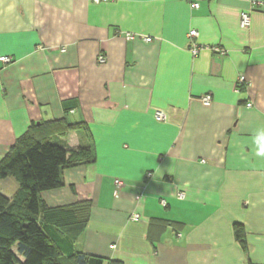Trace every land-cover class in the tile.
Returning a JSON list of instances; mask_svg holds the SVG:
<instances>
[{
	"label": "crops",
	"instance_id": "0c3cea01",
	"mask_svg": "<svg viewBox=\"0 0 264 264\" xmlns=\"http://www.w3.org/2000/svg\"><path fill=\"white\" fill-rule=\"evenodd\" d=\"M256 1L0 0V57L13 58L0 61V160L29 129L95 151L94 162L64 169L63 186L41 194L48 207L79 213L51 229L63 247L104 264H264ZM79 122L85 128H65ZM18 187L0 179L7 197Z\"/></svg>",
	"mask_w": 264,
	"mask_h": 264
},
{
	"label": "trees",
	"instance_id": "16d2710c",
	"mask_svg": "<svg viewBox=\"0 0 264 264\" xmlns=\"http://www.w3.org/2000/svg\"><path fill=\"white\" fill-rule=\"evenodd\" d=\"M65 128L85 127L79 122ZM95 158L90 145L70 149L32 129L15 140L0 160V179L14 177L19 184L12 197L0 191V264H104L103 257L62 246L51 229L77 222L79 213L71 207H48L41 196L63 186L64 169ZM234 229L246 248L244 225L236 223Z\"/></svg>",
	"mask_w": 264,
	"mask_h": 264
},
{
	"label": "built area",
	"instance_id": "2783aa9c",
	"mask_svg": "<svg viewBox=\"0 0 264 264\" xmlns=\"http://www.w3.org/2000/svg\"><path fill=\"white\" fill-rule=\"evenodd\" d=\"M184 1H191L193 6H195V7H199V5H200V0H184ZM254 5H256L257 7L264 10V0L263 1H256V2H254ZM240 24L243 28H248L250 26V24H251V13L249 11L242 12ZM189 34H190V36H197L198 31L196 29H192ZM146 40L150 41V38H146ZM192 45H193L192 50L194 53H197L198 50L201 48L196 43H193ZM212 49H213V51H215L219 54H222V55L226 54V50L221 48L220 46H214ZM98 60L101 63L104 62L105 56L103 54H100L98 56ZM0 61H2L3 63H10L13 61V58L11 56L5 55V56L0 57ZM246 83H247L246 77L244 75H241L238 78L237 87L240 89ZM201 100L205 105H210L212 103L213 98H212V95L210 93H207L201 97ZM248 105L250 106V105H252V103H248ZM156 118L158 120H164L166 118V115L163 111L157 110L156 111ZM115 183H116L117 187H122L124 185V182L121 179H115ZM162 202L164 204L166 203L165 200H162ZM139 217L140 216L138 214L133 215L134 219H138Z\"/></svg>",
	"mask_w": 264,
	"mask_h": 264
},
{
	"label": "clouds",
	"instance_id": "9594fccd",
	"mask_svg": "<svg viewBox=\"0 0 264 264\" xmlns=\"http://www.w3.org/2000/svg\"><path fill=\"white\" fill-rule=\"evenodd\" d=\"M256 143L258 145V154L264 155V130H261L256 138Z\"/></svg>",
	"mask_w": 264,
	"mask_h": 264
}]
</instances>
